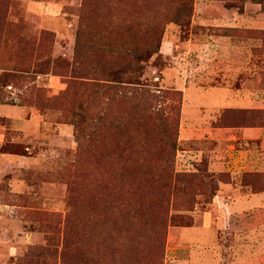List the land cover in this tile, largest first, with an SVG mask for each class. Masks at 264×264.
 I'll list each match as a JSON object with an SVG mask.
<instances>
[{
    "label": "rangeland",
    "instance_id": "rangeland-1",
    "mask_svg": "<svg viewBox=\"0 0 264 264\" xmlns=\"http://www.w3.org/2000/svg\"><path fill=\"white\" fill-rule=\"evenodd\" d=\"M250 127L264 0H0V264H264Z\"/></svg>",
    "mask_w": 264,
    "mask_h": 264
},
{
    "label": "trees",
    "instance_id": "trees-1",
    "mask_svg": "<svg viewBox=\"0 0 264 264\" xmlns=\"http://www.w3.org/2000/svg\"><path fill=\"white\" fill-rule=\"evenodd\" d=\"M154 31V29L153 28H151L150 26H147L146 28H141L140 30H138V32L141 34V36L142 37H144L145 38V40L146 41H148L149 39L150 40H152L151 39V37H152V35H153V32ZM80 45V42H79V40L77 39V46H79ZM103 51H105V53H109V54H112V53H117V54H127V55H124V57L125 56H133L132 58L134 59V60H136V61H139V59H140V57H136V55H137V50H136V48L134 47L131 51L130 50H124V48H121V46L120 47H118V48H114V47H109V48H107V49H102ZM119 58H120V60H118V62H125L126 60L123 58V56L121 57V55L120 56H118ZM136 57V58H135ZM117 58V57H116ZM116 58H115V60H116ZM103 61L105 62V63H110L112 60L110 59V58H103ZM114 62V61H113ZM119 71H120V69H119ZM143 94V93H142ZM146 95H148V96H152L153 94H151V92H146L145 93ZM147 96V98H149ZM146 98V99H147Z\"/></svg>",
    "mask_w": 264,
    "mask_h": 264
},
{
    "label": "crops",
    "instance_id": "crops-1",
    "mask_svg": "<svg viewBox=\"0 0 264 264\" xmlns=\"http://www.w3.org/2000/svg\"><path fill=\"white\" fill-rule=\"evenodd\" d=\"M204 5H206V4H204ZM199 9L200 8H198V10ZM220 20H223V19H220ZM247 131H249V133H253L252 134L253 137L259 139L260 147L257 150H244V151H241V153L242 154L245 153V157L247 158V160L249 162L252 161V157L257 156V155H259L261 158H264V150H263L264 148L262 146V144L264 143V129H258L255 127H250V128H247Z\"/></svg>",
    "mask_w": 264,
    "mask_h": 264
}]
</instances>
